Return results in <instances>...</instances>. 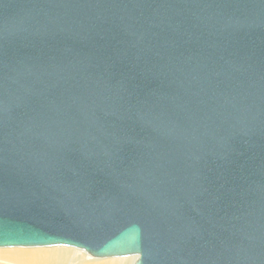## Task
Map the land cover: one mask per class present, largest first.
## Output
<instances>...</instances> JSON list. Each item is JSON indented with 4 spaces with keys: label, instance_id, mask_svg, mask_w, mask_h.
<instances>
[{
    "label": "water",
    "instance_id": "obj_1",
    "mask_svg": "<svg viewBox=\"0 0 264 264\" xmlns=\"http://www.w3.org/2000/svg\"><path fill=\"white\" fill-rule=\"evenodd\" d=\"M264 264V0H0V248Z\"/></svg>",
    "mask_w": 264,
    "mask_h": 264
},
{
    "label": "bare ground",
    "instance_id": "obj_2",
    "mask_svg": "<svg viewBox=\"0 0 264 264\" xmlns=\"http://www.w3.org/2000/svg\"><path fill=\"white\" fill-rule=\"evenodd\" d=\"M59 247H64V246H59ZM13 248H17V247H13ZM21 248H23V247H21ZM70 248H72V247H70ZM44 250H46V249H44ZM21 251H22V249H21ZM78 251L81 253H84L88 258H84V257H82V255L81 256L78 255V257L76 256V258H72V257L67 256L66 250H62V249L54 250L53 249V250L37 251V252H27L26 251L27 253H22V254L20 253V255L17 254L12 261L14 263L16 262L17 264H119V263L121 264L123 262H126L127 264H133L134 260H135V256H132V257H129L128 261L125 260V261L119 262L117 260H110V261H102V262L92 263V261L91 262L88 261L89 258H92V259H98V258H95V257L89 255L84 250L78 249ZM111 258H114V257H111ZM93 261H95V260H93Z\"/></svg>",
    "mask_w": 264,
    "mask_h": 264
},
{
    "label": "rangeland",
    "instance_id": "obj_3",
    "mask_svg": "<svg viewBox=\"0 0 264 264\" xmlns=\"http://www.w3.org/2000/svg\"><path fill=\"white\" fill-rule=\"evenodd\" d=\"M43 248L46 249V250H53V249L54 250H60V249L66 250L67 256L72 257V258H76V256L78 257V255L79 256L82 255V257H84V258H88L84 253L79 252L78 249L70 248V247H66V246H64V247H59V246H54V247H40V248L39 247H30V248H24V247L23 248H21V247H17V248H13L12 247L11 248L10 247V248H0V264L1 263L2 264H17L16 262L14 263L12 261L17 254L20 255V253L22 254V253H27V252L46 251ZM21 249H22V251H21ZM129 257H132V256L123 257L124 259L122 257L104 258V259H92V258H89L88 261H90V262L92 261V263H97V262H102V261L117 260V261L120 262V261H125V260L128 261ZM93 260H95V261H93ZM121 264H127V263L126 262H123Z\"/></svg>",
    "mask_w": 264,
    "mask_h": 264
}]
</instances>
